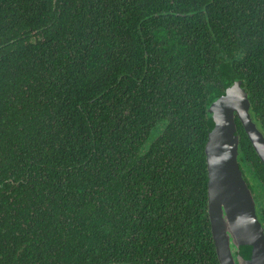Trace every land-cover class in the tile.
I'll return each instance as SVG.
<instances>
[{"label": "trees", "instance_id": "trees-1", "mask_svg": "<svg viewBox=\"0 0 264 264\" xmlns=\"http://www.w3.org/2000/svg\"><path fill=\"white\" fill-rule=\"evenodd\" d=\"M237 81L264 133V0H0V264H218L207 108Z\"/></svg>", "mask_w": 264, "mask_h": 264}, {"label": "water", "instance_id": "water-1", "mask_svg": "<svg viewBox=\"0 0 264 264\" xmlns=\"http://www.w3.org/2000/svg\"><path fill=\"white\" fill-rule=\"evenodd\" d=\"M248 110L247 94L239 81L207 108L206 213L218 264H264L263 228L237 163L235 119L264 167V138Z\"/></svg>", "mask_w": 264, "mask_h": 264}, {"label": "flooded vegetation", "instance_id": "flooded-vegetation-1", "mask_svg": "<svg viewBox=\"0 0 264 264\" xmlns=\"http://www.w3.org/2000/svg\"><path fill=\"white\" fill-rule=\"evenodd\" d=\"M261 134H262V136H263V138H264V133L261 132ZM242 177H243V176H242ZM243 179H244V177H243ZM246 180H247V179H246ZM244 181H245V179H244ZM251 194H252V197H253V200H254L255 214H256V217H257L258 221H259L260 224H261V227L263 228V233H264V227H263V224H262L261 221L259 220L260 215L257 214V204H256V200H257V198L255 197V194H254L253 192H251ZM258 212H259V210H258Z\"/></svg>", "mask_w": 264, "mask_h": 264}]
</instances>
